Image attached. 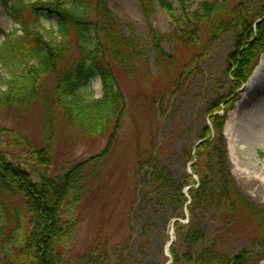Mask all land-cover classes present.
I'll return each instance as SVG.
<instances>
[{"label": "rangeland", "instance_id": "obj_1", "mask_svg": "<svg viewBox=\"0 0 264 264\" xmlns=\"http://www.w3.org/2000/svg\"><path fill=\"white\" fill-rule=\"evenodd\" d=\"M16 1H10L9 5ZM20 1L26 4L37 0ZM105 1L113 30L138 40L139 54L135 59L128 57L124 65L116 63L117 57L111 56L110 65L117 75L126 111L109 154L91 176L92 180L89 179L91 185L73 210L77 225L73 236L61 249L62 256L65 264H117L111 247L123 242L127 248L124 255H129L127 258L132 255L138 259V264H149L152 260H162L160 245L164 238L163 257L167 259L163 264H169L167 243L170 237L175 239L174 230L171 234V223L177 219H166L172 214L171 209L148 208L143 211L145 216L143 214L138 220L130 214V205L141 196L136 188L137 163L155 159L158 168L169 170L177 181L190 173L195 160L202 169V159H196L194 155L195 145L201 141L202 130L209 122L208 106L231 93L226 74L227 56L238 32L231 27L212 37L203 26L196 28L197 20L193 16L200 14L202 2L223 4L231 11L237 10V6L243 10H259L264 8V0H168L179 22H175L157 0H154V10L148 20L138 0ZM185 12L190 17L188 22L183 20ZM231 17L234 20L238 15ZM41 18L45 27H57L54 15L43 13ZM150 27L163 35L161 52L155 51ZM193 30L199 38L194 46L190 40ZM11 32L20 34V25L11 17L10 7L0 4V45ZM108 51L112 52L111 49ZM85 88L93 91L95 98L102 94L98 77L86 83ZM45 91L39 99L25 106L0 105V128L7 130L0 137L9 158L16 162L23 163L26 156L22 146L8 143L10 131L20 133L33 147L45 148L51 156L47 172L61 174L100 154L107 145L108 136L93 137L68 126L60 108L49 106L53 105L49 104L50 83ZM232 91L235 101L225 114L222 134L229 170L246 204L241 206L235 218L229 216L225 207L217 211L208 206L205 213L196 209V222L203 221V225L206 222V241L214 239L228 257L246 251L249 253L245 264H261L264 261V139L252 137L245 128L252 126L253 129L264 119V56L247 82ZM233 110L235 118L229 122ZM263 130L261 125V134ZM190 153L192 163L188 158ZM194 179V187H197L200 178L194 175ZM188 188L183 189L187 196ZM12 202L25 212L22 199H0V224L5 228V236L13 225L8 207ZM181 221H188L187 211ZM146 224H150L153 235L145 252L139 256L130 249L134 244L141 245L136 238ZM98 243L107 248L103 257L87 253ZM9 248L6 252H10Z\"/></svg>", "mask_w": 264, "mask_h": 264}, {"label": "trees", "instance_id": "obj_2", "mask_svg": "<svg viewBox=\"0 0 264 264\" xmlns=\"http://www.w3.org/2000/svg\"><path fill=\"white\" fill-rule=\"evenodd\" d=\"M10 1L13 0H0V4L10 7L11 17L20 25V34H6L0 45V88H4L0 91V105L25 106L45 94L46 85L50 83L49 104L53 105L49 106L60 108L68 126L93 137L108 136L100 154L61 174L47 172L51 156L45 148L33 147L20 133L10 131L8 143L22 146L26 156L23 163L16 162L9 158L0 137V199L20 198L25 207L23 212L14 202L8 204L13 225L5 236V228L0 224V264H65L61 249L73 236L77 225L73 210L91 185V176L109 154L126 111L117 75L110 65L111 56L117 57L116 63L124 65L128 57L138 58L139 43L130 36L115 33L105 0H37L26 4L18 0L9 5ZM138 2L148 20L154 10V0ZM157 2L179 22L170 1ZM43 13L56 17L55 29L43 25ZM232 14L238 17L232 20ZM193 18L197 20L196 28L203 26L212 37L231 27L237 30L227 56L226 74L229 87L240 89L264 56V8L243 10L237 6V10L228 11L223 4L202 2L200 14ZM183 20H190L188 12ZM191 32L194 46L199 38L195 30ZM151 33L155 51L161 52L163 35L152 29ZM96 77L102 84L99 98L85 88V84ZM231 93L220 102L214 101L206 110L209 122L194 149L196 159H202L201 170L197 160L192 163L191 153L188 156L192 163L190 173L184 174L182 181L175 180L169 170L158 168L155 159L137 163L136 188L141 196L130 205V214L138 220L145 216L148 208L171 209L172 214L166 219L177 218V221L173 224L175 239L169 246V264L246 263L249 252L241 251L228 257L214 239L206 241V222L204 225L203 221L196 222V209L205 213L208 206L217 211L225 207L229 216L235 218L246 204L229 170L222 134L225 114L235 101ZM4 132L7 130L0 128V134ZM194 175L200 178L197 187H194ZM185 186L189 187V196L183 192ZM184 211L188 213L186 223L181 221ZM146 227L136 238L141 245L134 244L130 249L139 256L145 252L153 235L151 226ZM164 243L163 238L162 260H152L149 264H163L167 259L163 257ZM98 244L87 253L94 257L105 256L107 248ZM9 246L10 252H6ZM125 248L123 242L111 247L117 264H138L137 258L124 255Z\"/></svg>", "mask_w": 264, "mask_h": 264}, {"label": "bare ground", "instance_id": "obj_3", "mask_svg": "<svg viewBox=\"0 0 264 264\" xmlns=\"http://www.w3.org/2000/svg\"><path fill=\"white\" fill-rule=\"evenodd\" d=\"M235 118V112L234 110L231 111V113L229 114V122H231V120H233ZM230 124V123H229ZM263 125V128H264V119L263 120H259V123L255 125V127H253L252 129V126L251 127H247L245 128V130L247 132H250V134L252 135V137H255V138H262L264 139V132L263 134H261L260 132V126ZM252 129V130H251ZM251 130V131H249ZM264 131V130H263ZM261 264H264V261L261 263Z\"/></svg>", "mask_w": 264, "mask_h": 264}, {"label": "water", "instance_id": "obj_4", "mask_svg": "<svg viewBox=\"0 0 264 264\" xmlns=\"http://www.w3.org/2000/svg\"><path fill=\"white\" fill-rule=\"evenodd\" d=\"M175 222V221H174ZM171 244V242H169L168 244H167V251H168V246Z\"/></svg>", "mask_w": 264, "mask_h": 264}]
</instances>
